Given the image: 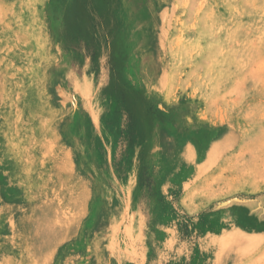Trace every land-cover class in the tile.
<instances>
[{
	"label": "rangeland",
	"instance_id": "rangeland-1",
	"mask_svg": "<svg viewBox=\"0 0 264 264\" xmlns=\"http://www.w3.org/2000/svg\"><path fill=\"white\" fill-rule=\"evenodd\" d=\"M0 264H264V0H0Z\"/></svg>",
	"mask_w": 264,
	"mask_h": 264
}]
</instances>
